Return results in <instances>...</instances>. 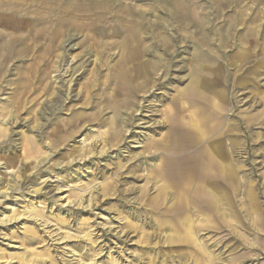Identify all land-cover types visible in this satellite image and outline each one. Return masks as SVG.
Returning a JSON list of instances; mask_svg holds the SVG:
<instances>
[{
	"label": "rangeland",
	"instance_id": "obj_1",
	"mask_svg": "<svg viewBox=\"0 0 264 264\" xmlns=\"http://www.w3.org/2000/svg\"><path fill=\"white\" fill-rule=\"evenodd\" d=\"M62 25L0 77V264H264V0H0V50Z\"/></svg>",
	"mask_w": 264,
	"mask_h": 264
},
{
	"label": "bare ground",
	"instance_id": "obj_2",
	"mask_svg": "<svg viewBox=\"0 0 264 264\" xmlns=\"http://www.w3.org/2000/svg\"><path fill=\"white\" fill-rule=\"evenodd\" d=\"M72 28L73 27L69 26V25L68 26L67 25L59 26L58 28L54 29L51 33L50 32L46 33L41 41L38 40L34 45L32 44L33 47L28 45L29 44L28 43L26 45V48H23L22 50H15L14 51L13 49H8L7 50L5 47H1V50H0V77H3V74H4L3 70H4L5 66H6V64L9 63L10 61L18 60L19 62H21L23 60H25V61L28 60V64H25L24 66L21 65L20 66L21 68L19 67L20 69H23V68L25 69V72H23L19 76V80L23 81L24 85H20L21 83H18L17 86H19V87L16 88L15 91L17 93L19 91V92H21V93H23L25 95H32L33 92H35V91H37L39 89H42L41 91L43 93L45 91V88H46V85H47V84H44V82L47 79L48 74L50 72V71H48V69H51V67H54L53 64L56 62V60L60 59V55L56 54V53L60 50L61 44L57 43V42H58L59 38L68 35ZM27 30H25L24 35L22 36V39L17 40V42L19 44H23V43L25 44L26 41H29L30 43H33V39H31V37L34 34L31 37H29L30 36L29 34L31 33V31L30 30L27 31ZM83 33L86 34L85 32H83ZM40 37H41V35H40ZM85 37H86V35H85ZM82 44H84V43H82ZM85 50H86V47H85ZM137 58H138V55L136 54V52L132 51L129 54L128 58L123 60L122 63H118L117 65L113 66V68H111L113 70H111L109 68L110 69L109 73H111L113 71V73H114L113 74L114 75L113 79L117 83H119L118 74H120V72L117 71V69H119V68H126L129 71L130 70L135 71L134 75L136 77L142 75L141 70H142L143 66L141 65L139 68L136 69V66L134 64L137 61ZM130 64L132 66L128 67ZM95 65H97V63H95ZM100 68H101V65L99 64V69ZM90 71L92 72V76L94 77V75H95L94 71H96V70H90ZM134 75H133L132 78H134ZM27 87H30L28 92L25 90V89H27ZM37 99H38V97H37ZM58 103H59V96H56L52 104H53V106H56V105H58ZM6 118L12 119V118H14V115L9 114ZM0 134H1V130H0ZM206 165H208V164H206ZM9 173H10V170L8 169V167L6 165H4V163H0V176L4 177L5 175H8Z\"/></svg>",
	"mask_w": 264,
	"mask_h": 264
},
{
	"label": "built area",
	"instance_id": "obj_3",
	"mask_svg": "<svg viewBox=\"0 0 264 264\" xmlns=\"http://www.w3.org/2000/svg\"><path fill=\"white\" fill-rule=\"evenodd\" d=\"M2 183V176H0V184Z\"/></svg>",
	"mask_w": 264,
	"mask_h": 264
}]
</instances>
